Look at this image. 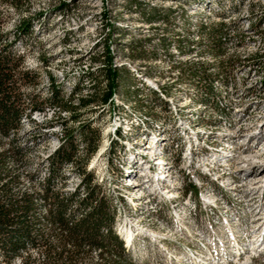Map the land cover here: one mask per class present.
I'll return each instance as SVG.
<instances>
[{"label": "bare ground", "instance_id": "1", "mask_svg": "<svg viewBox=\"0 0 264 264\" xmlns=\"http://www.w3.org/2000/svg\"><path fill=\"white\" fill-rule=\"evenodd\" d=\"M209 2L186 7L211 13L207 17L215 12ZM108 47L113 67L124 65L115 43ZM174 50L171 58L178 59L170 70L153 60L149 72L132 66L141 107L120 92L93 107L102 141L87 170L100 167L94 180L113 198L115 234L141 259L163 254L170 264H244L254 256L264 262V78L247 81L249 69L256 73L264 64L252 58L242 69H207L208 97L182 77V66L199 64L183 57L198 60V52ZM75 96L90 95L77 90ZM57 109L50 105L43 112ZM62 136L54 138L50 153ZM76 175L74 190L82 186Z\"/></svg>", "mask_w": 264, "mask_h": 264}, {"label": "rangeland", "instance_id": "2", "mask_svg": "<svg viewBox=\"0 0 264 264\" xmlns=\"http://www.w3.org/2000/svg\"><path fill=\"white\" fill-rule=\"evenodd\" d=\"M59 1L0 0V19L4 32L11 34L12 29L22 19L32 18L34 23L32 36L24 38L18 46L25 55V69L38 74V84L25 85L22 91L27 102L30 97H36L35 101L41 104L39 111L42 113L36 116L32 112L33 121L23 122L17 135V143L23 149V159L16 166L11 161L10 166L18 169L19 193L24 191L32 194L43 193L42 183L45 182L48 167L51 165L48 156L53 148L52 142L55 137L64 134V131L67 130L65 133L67 137L75 138L83 131V125H90L91 130L97 135L95 137L97 142L88 160L99 149L102 141V136H98L97 130L99 118L96 122L94 109L92 108V112L91 107H86L88 102L80 107L79 97L75 96L73 100L75 103H71L69 88L79 84V93L85 90L92 96L94 88L101 86L105 78L102 79L105 54L103 40L107 34H112L116 42L110 41L109 46L115 43L119 58L123 59L121 63L119 62L124 65L119 67L123 69L118 81L122 84L128 80L129 84L136 83L132 78V66L142 70L148 67L149 72L151 66L147 63L153 60L156 61V66L162 69L170 68L171 62L178 59L176 56L171 58L175 52L174 47H178L186 55L191 51L198 52V60L193 55L184 56L183 59L197 61L205 70L210 68L218 70L230 64L238 65L242 69V66H246L247 61L252 58L264 64V0H211L209 4L215 7V12L207 17L205 15L211 13L195 12L186 7L188 0H63L69 3V8L64 13H59ZM104 12L108 14V18L103 15ZM106 18L115 25L114 29L105 26ZM223 23L228 24L230 36L234 37L228 46L226 57L222 51L211 50V37L207 31L211 27L220 28ZM169 59L170 62H167ZM115 61L118 63L117 58ZM255 70L257 68L248 71L250 79L247 81L253 84L254 77L257 81L264 78V65L258 72L255 73ZM49 75L55 77L69 108L63 109L60 107L62 105L47 100L50 95ZM86 80H89V84ZM261 98L264 99V94ZM50 105L60 110L57 109L50 114L43 112ZM29 111L28 106L27 112ZM1 146L5 149L10 148L9 138L4 139ZM88 160L81 162L82 165L77 169L75 163L61 165L53 178L55 192L64 195L73 193V187L78 180L76 174L82 172V166L89 162ZM90 172L93 181L97 173H100V167L97 171ZM259 173L262 171L253 175ZM94 182L96 185L97 181ZM99 187V195L108 200L110 210L114 213L113 198L107 191V186L102 184ZM83 189L80 188L82 198L85 196ZM37 201L39 217L37 228L45 237L56 242L47 217L52 207L41 196L37 197ZM77 206L78 203L75 202L73 209ZM28 253L35 264L45 263V248L41 240L38 246L30 247ZM124 253L130 264H170L163 254L156 258H150V254L147 258L141 259L134 252L125 250ZM22 259L23 257L17 256L12 264H21ZM100 259L99 251L94 250L86 261L96 262ZM260 262L259 264H264ZM0 264H6L2 254Z\"/></svg>", "mask_w": 264, "mask_h": 264}, {"label": "trees", "instance_id": "3", "mask_svg": "<svg viewBox=\"0 0 264 264\" xmlns=\"http://www.w3.org/2000/svg\"><path fill=\"white\" fill-rule=\"evenodd\" d=\"M198 1L203 0H188ZM68 8L69 3L59 1V13L66 12ZM103 15L107 17L108 14L104 12ZM107 18L105 26L114 29L115 25ZM221 25L220 28L211 27L207 31L211 37V50L225 53V45L230 38L229 26L226 23ZM33 27L32 18L22 19L9 34L4 32L0 19V254L5 258L6 264H12L17 256L23 257L21 264H35L28 249L38 246L41 240L45 248L44 264H130L124 255L123 242L113 229L114 213L110 210L108 200L99 195V185H95L94 180L91 181V172L87 170L88 162L82 166L80 172L82 186L76 188L73 193L59 194L53 188V178L61 165L71 162L76 164L77 169L82 165L81 162L88 160L97 142L95 140L97 135L91 130L90 125H83V131L75 138L67 137L65 134L67 130L64 131L60 145L48 156L51 165L48 167L45 182L42 183V194L17 191L18 169L10 166L11 161L16 166L23 159V149L17 143V135L25 118L33 121L32 114L41 110V104L35 101L36 97H30L27 102L22 91L25 85L38 84V74L25 69V55L18 46L24 38L32 36ZM112 40H114L112 34H107L103 40L104 81L101 86L95 87L92 96L79 100L80 107L88 102L86 107L92 109L97 104L106 102L114 92L122 93L125 102H137V106L141 107V102L137 98L139 89L134 87L136 83L129 84V80L124 84L118 82L123 68L113 67L108 47ZM182 68L184 79L192 80L201 90L205 89L207 96L211 95L212 87L208 80L210 75L204 66L193 64ZM132 78L135 79L134 75ZM49 81L50 95L47 100L62 105L60 107L63 109L69 108L55 77L49 75ZM77 90L78 84L69 97L71 103L74 102ZM95 99L98 101H93ZM91 111L93 112V109ZM95 121L97 122V118ZM97 130L98 136L101 137L102 131L99 126ZM6 138L10 140L11 147L8 149L1 146ZM79 152L82 153L81 156ZM81 187L85 188L84 198L80 197ZM40 196L52 207L47 217L56 242L45 237L37 228L39 218L37 197ZM75 202L78 206L73 209ZM94 250L99 251L101 259L96 262L86 261Z\"/></svg>", "mask_w": 264, "mask_h": 264}, {"label": "built area", "instance_id": "4", "mask_svg": "<svg viewBox=\"0 0 264 264\" xmlns=\"http://www.w3.org/2000/svg\"><path fill=\"white\" fill-rule=\"evenodd\" d=\"M244 264H259V261L254 256H250L244 259Z\"/></svg>", "mask_w": 264, "mask_h": 264}]
</instances>
